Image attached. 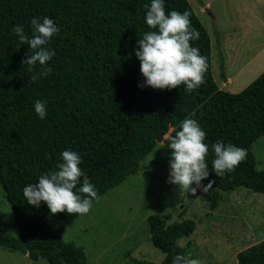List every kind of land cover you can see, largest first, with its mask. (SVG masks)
<instances>
[{"label": "trees", "instance_id": "obj_1", "mask_svg": "<svg viewBox=\"0 0 264 264\" xmlns=\"http://www.w3.org/2000/svg\"><path fill=\"white\" fill-rule=\"evenodd\" d=\"M150 4L151 0H0V183L19 229V237L10 235L0 215L1 248L33 260L44 258L49 264H92L83 246L62 238L80 214L52 215L43 201L39 207L29 205L24 187L58 170L61 153L71 150L81 157L79 167L99 199L137 173L159 142H164L171 158L169 142L186 118L196 120L206 133L210 174L201 184L215 183L207 193L201 188L196 193L211 210L225 192L239 186L264 193V170L257 169L251 151L264 135V73L240 92L220 89L213 75L208 29L189 0H164L166 14L191 13V27L199 31L200 39L190 44L207 58L204 83L191 92L185 85L141 87L146 78L135 50L139 38L157 31L146 24ZM34 17L41 22L44 17L53 19L60 31L46 45L55 53L47 65L52 73L29 84L33 73L21 61L30 54V46L20 44L11 28L23 25L30 35ZM214 32L220 75L227 81L221 33ZM40 71L37 65L35 73ZM37 100L47 101L43 119L34 109ZM218 141L247 150L239 166L221 176L212 168V145ZM147 223L152 243L165 256L160 263L131 258L134 263L172 264L175 256H186L178 240L193 233V219L167 223L155 213ZM236 264H264V238L237 252Z\"/></svg>", "mask_w": 264, "mask_h": 264}, {"label": "rangeland", "instance_id": "obj_2", "mask_svg": "<svg viewBox=\"0 0 264 264\" xmlns=\"http://www.w3.org/2000/svg\"><path fill=\"white\" fill-rule=\"evenodd\" d=\"M212 39L213 75L220 89L240 92L264 73V32L256 15L264 0H189ZM206 9L208 11H206ZM215 30L221 33L225 72L218 66ZM227 68V69H226ZM229 82V83H228ZM174 128L171 127L164 139ZM258 170H264V135L253 144ZM170 156L161 141L141 162L140 170L111 188L88 214L78 216L62 238L85 248L92 264H136L131 258L160 263L165 254L150 239L147 218L160 214L173 223L193 219L196 228L178 244L188 258L200 264H236V254L264 238V193L244 186L225 192L215 210L201 193L169 183ZM0 215L6 231L19 237V229L0 183ZM0 264H49L27 254L0 247Z\"/></svg>", "mask_w": 264, "mask_h": 264}, {"label": "clouds", "instance_id": "obj_3", "mask_svg": "<svg viewBox=\"0 0 264 264\" xmlns=\"http://www.w3.org/2000/svg\"><path fill=\"white\" fill-rule=\"evenodd\" d=\"M190 15L189 11L181 13L176 10L166 14L164 0H151L146 12V24L157 31L147 32L139 38L135 50L136 57L141 62L140 71L146 78L141 87L163 90L185 85L186 91L191 92L204 83L208 67L207 58L190 44V41L200 39L199 31L191 27ZM30 23V35L20 24L13 26L11 32L20 44L30 46V54L26 53L27 58L21 63L28 73H33L29 80V84H33L53 71L47 65L55 53L46 45L60 29L54 20L48 17H44L42 22L40 18L34 17ZM37 65L41 69L39 73H35ZM46 103L47 101L40 100L34 103L35 112L41 119L47 115ZM180 128L168 145L171 149L168 182L193 194L197 188L207 193L215 181L207 185L201 184L210 174L206 163L209 152V147L204 142L206 133L198 122L191 118L184 119ZM212 149L215 154L212 168L217 176L233 171L247 155L246 149L219 141L212 145ZM61 157L62 163L57 165L58 170L42 174L38 183L26 185L23 195L27 203L35 207H39L42 201L46 202L52 215L63 212L70 215L88 214L93 200L98 199V195L94 185L79 167L81 157L71 150L63 151ZM78 185L81 186L77 187ZM172 264H200V261L177 255Z\"/></svg>", "mask_w": 264, "mask_h": 264}, {"label": "crops", "instance_id": "obj_4", "mask_svg": "<svg viewBox=\"0 0 264 264\" xmlns=\"http://www.w3.org/2000/svg\"><path fill=\"white\" fill-rule=\"evenodd\" d=\"M260 14H263V13H261V12H259V15H256L257 16V18L259 19V23H258V28H259V31L260 32H264V17H263V19H261L262 17H261V15ZM227 69V68H226ZM227 78H228V81H230V75L227 73ZM229 83V82H228Z\"/></svg>", "mask_w": 264, "mask_h": 264}, {"label": "water", "instance_id": "obj_5", "mask_svg": "<svg viewBox=\"0 0 264 264\" xmlns=\"http://www.w3.org/2000/svg\"><path fill=\"white\" fill-rule=\"evenodd\" d=\"M206 11H208V10L206 9Z\"/></svg>", "mask_w": 264, "mask_h": 264}]
</instances>
